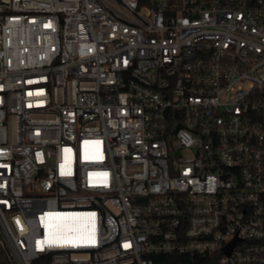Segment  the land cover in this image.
Listing matches in <instances>:
<instances>
[{"label": "built area", "instance_id": "1", "mask_svg": "<svg viewBox=\"0 0 264 264\" xmlns=\"http://www.w3.org/2000/svg\"><path fill=\"white\" fill-rule=\"evenodd\" d=\"M0 252L264 264V0H0Z\"/></svg>", "mask_w": 264, "mask_h": 264}, {"label": "bare ground", "instance_id": "2", "mask_svg": "<svg viewBox=\"0 0 264 264\" xmlns=\"http://www.w3.org/2000/svg\"><path fill=\"white\" fill-rule=\"evenodd\" d=\"M69 226H70V224H69ZM59 229H64V230H66V229H68L69 227H68V221H66V219L65 220H62L60 223H59Z\"/></svg>", "mask_w": 264, "mask_h": 264}, {"label": "trees", "instance_id": "3", "mask_svg": "<svg viewBox=\"0 0 264 264\" xmlns=\"http://www.w3.org/2000/svg\"><path fill=\"white\" fill-rule=\"evenodd\" d=\"M0 260L2 261V262H6V260H5V258H4V255H3V252H0Z\"/></svg>", "mask_w": 264, "mask_h": 264}]
</instances>
